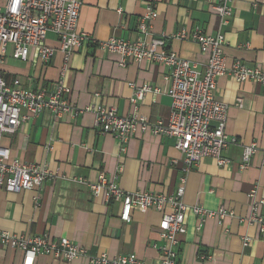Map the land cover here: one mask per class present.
<instances>
[{"label":"crops","instance_id":"0c3cea01","mask_svg":"<svg viewBox=\"0 0 264 264\" xmlns=\"http://www.w3.org/2000/svg\"><path fill=\"white\" fill-rule=\"evenodd\" d=\"M158 18L146 40L168 37L167 49L203 68L207 56L193 41L171 38L181 30L201 27L214 35L219 20L206 0H154ZM218 3V0H214ZM3 2L0 0V6ZM142 0H82L78 30L92 41L69 58L59 49L56 35L49 33L47 44L55 55L43 64L32 51L26 61L12 57L8 46L0 71L7 79H19L25 89H51L58 81L68 87L69 102L81 114L59 116L50 111L23 123L15 135L5 136L3 146L14 158L48 169L52 177L32 191L8 193L0 188V230L21 236L50 235L67 238L84 247L91 257L110 258L135 254L145 264L160 258L158 246L161 213L134 211L129 223L121 220V204L107 203L105 194L95 197L89 187L100 177L114 181L128 193L173 194L186 176L184 202L189 208L202 206L210 211L224 207L233 213L222 223L208 219L200 225L188 211L186 233L180 235V264H264V234L256 225L241 219L250 216L249 193L264 195V86L241 82L228 75L217 80L215 97L229 107L227 133L237 139L224 152L226 166L204 159L187 174L175 139L137 131L127 144L103 136L95 126L92 108H114L121 117L138 116L151 125L166 121L171 114L169 68L147 60L129 61L99 43L110 38L139 40V19L145 13ZM233 18L223 29L226 63L242 62L264 70V0H232ZM134 85V86H133ZM152 90L134 104L138 88ZM159 90V92H155ZM241 99L242 107H237ZM259 151L246 168H241L245 145ZM264 216V206L259 210ZM249 238L248 246H244ZM205 257V259H204ZM24 253L0 243V264H22ZM35 264H88L86 258L72 261L40 255Z\"/></svg>","mask_w":264,"mask_h":264},{"label":"built area","instance_id":"2783aa9c","mask_svg":"<svg viewBox=\"0 0 264 264\" xmlns=\"http://www.w3.org/2000/svg\"><path fill=\"white\" fill-rule=\"evenodd\" d=\"M0 6V66L5 62L8 46H12V57L26 61L35 51L43 64H47L55 55L48 46L49 33L56 35L59 49L69 58L76 50L91 43V37L78 30L82 0H1ZM145 13L139 19V40L131 42L125 39L110 38L99 43V48L117 54L120 66L129 61L147 60L157 62L169 68L167 80L170 84L167 95L171 99V114L168 120L151 125L138 116L121 117L114 108L102 105L92 108L95 126L103 136H112L122 144H127L137 131H150L155 136H167L175 139V147L182 153L185 174L204 159H213L219 166H226L228 160L223 152L237 139L227 133L229 107L215 97L217 80L230 76L241 82L254 81L264 86V70L249 68L242 62L227 66L224 48L226 45L223 29L233 18L232 0H206L211 11L219 20V30L211 35L201 27L192 32L181 30L171 38L181 41H193L199 45L202 54L207 56L203 68L195 62L181 58L167 49L168 37H156L150 41L152 24L158 18L154 0H142ZM134 86V85H133ZM151 86L144 85L136 91L132 100L138 103ZM155 92H159L156 90ZM70 93L62 80L51 89H25L19 79L9 80L0 71V188L8 193L32 191L42 187L51 177L48 169H40L37 164L25 163L11 154V149L3 146L5 136L15 135L20 126L32 118L50 111L56 116L61 114H81L67 99ZM237 107H242L241 99ZM259 151L257 145H245L241 168L249 166ZM264 153V150L262 151ZM187 178L180 179V185L173 194L128 193L118 185L101 176L97 184L89 189L95 197L105 194L107 203L121 204V220L129 223L134 211H155L161 213L159 224L160 239L163 244L157 249L160 258L154 264H180L179 236L186 233L188 211L198 219L200 225L208 219L219 223L231 211L224 207L210 211L202 206L189 208L184 202ZM257 191L249 193L252 208L249 217L241 219L249 225H256L264 234V216L259 210L264 206V195L257 198ZM250 239L245 238L244 246ZM1 245L18 249L24 253L22 264H35L40 255L72 261L86 258L88 264H145L135 254L110 258L109 255L91 257L87 249L79 247L67 238L53 240L50 235L21 236L0 230ZM205 259V257H204Z\"/></svg>","mask_w":264,"mask_h":264}]
</instances>
